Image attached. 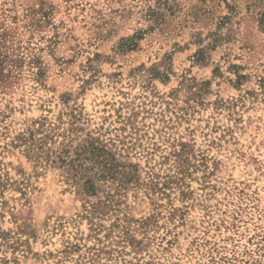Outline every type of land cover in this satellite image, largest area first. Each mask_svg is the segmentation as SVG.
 <instances>
[{
	"label": "rangeland",
	"instance_id": "rangeland-1",
	"mask_svg": "<svg viewBox=\"0 0 264 264\" xmlns=\"http://www.w3.org/2000/svg\"><path fill=\"white\" fill-rule=\"evenodd\" d=\"M0 264H264V0H0Z\"/></svg>",
	"mask_w": 264,
	"mask_h": 264
},
{
	"label": "trees",
	"instance_id": "trees-1",
	"mask_svg": "<svg viewBox=\"0 0 264 264\" xmlns=\"http://www.w3.org/2000/svg\"><path fill=\"white\" fill-rule=\"evenodd\" d=\"M130 46L134 47L133 44ZM37 134L39 136H35ZM52 140V134L42 132L41 127L28 131L21 138L25 145L41 155L48 164H56L64 168L74 181L82 180L84 192L93 194L97 191L94 178L97 180H114L119 175L118 165L115 164L113 155L103 143L90 134H86L82 140L73 146L68 143L62 144V148H52L50 146ZM87 162H89L88 165Z\"/></svg>",
	"mask_w": 264,
	"mask_h": 264
}]
</instances>
